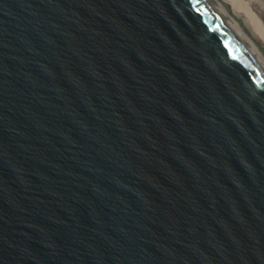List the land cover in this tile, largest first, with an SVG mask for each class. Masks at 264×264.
<instances>
[{"label": "water", "instance_id": "water-1", "mask_svg": "<svg viewBox=\"0 0 264 264\" xmlns=\"http://www.w3.org/2000/svg\"><path fill=\"white\" fill-rule=\"evenodd\" d=\"M0 264H264V63L209 0H0Z\"/></svg>", "mask_w": 264, "mask_h": 264}, {"label": "bare ground", "instance_id": "bare-ground-1", "mask_svg": "<svg viewBox=\"0 0 264 264\" xmlns=\"http://www.w3.org/2000/svg\"><path fill=\"white\" fill-rule=\"evenodd\" d=\"M209 1L224 15L240 38L264 63V20L253 8L255 4L260 9L264 3H260L259 0H224L233 7L229 8L220 5L217 0ZM237 8L238 16L234 17V20L228 12H235Z\"/></svg>", "mask_w": 264, "mask_h": 264}, {"label": "rangeland", "instance_id": "rangeland-1", "mask_svg": "<svg viewBox=\"0 0 264 264\" xmlns=\"http://www.w3.org/2000/svg\"><path fill=\"white\" fill-rule=\"evenodd\" d=\"M217 1H218V3H220V5H223V6H226V7H229V8H233V7H230L229 4H227V2H224V0H217ZM259 2H260V3H264L262 0H259ZM253 8L256 10V12H257V13L263 18V20H264V6H262L260 9H258V8L256 7V5L253 4ZM228 14H230L231 17L235 20L234 17L237 18V16H238V8L236 9L235 12H230V11H229Z\"/></svg>", "mask_w": 264, "mask_h": 264}]
</instances>
